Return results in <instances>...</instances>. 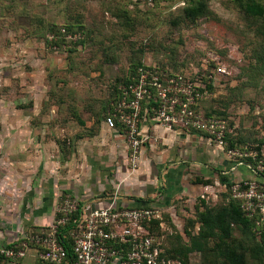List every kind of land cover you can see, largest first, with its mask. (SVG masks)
Wrapping results in <instances>:
<instances>
[{"label": "rangeland", "instance_id": "374dc122", "mask_svg": "<svg viewBox=\"0 0 264 264\" xmlns=\"http://www.w3.org/2000/svg\"><path fill=\"white\" fill-rule=\"evenodd\" d=\"M201 1L205 13L191 20L177 2L0 0V179L6 174L1 163L21 159L30 176L74 180L90 172L87 158L96 140L112 141L103 122L119 103L115 88L136 63L210 85L195 114L208 119L226 111V132L244 143L236 152L257 155L263 164L264 145L256 148L264 142V21L245 12V0ZM257 2L264 7V0ZM65 27L71 33L64 34ZM101 152L108 162L116 160L107 146ZM61 196L58 206L67 197ZM218 196L204 206L198 198L192 205L180 202L172 211L176 223L164 213L162 229L151 233L148 223L143 226L159 250L175 246L179 236L186 243L184 230L197 210L229 202L227 192ZM260 230L253 231L257 241ZM227 241L239 251L252 245L236 228ZM245 262L260 264L250 252ZM188 263L218 264L210 252L194 253Z\"/></svg>", "mask_w": 264, "mask_h": 264}, {"label": "crops", "instance_id": "0c3cea01", "mask_svg": "<svg viewBox=\"0 0 264 264\" xmlns=\"http://www.w3.org/2000/svg\"><path fill=\"white\" fill-rule=\"evenodd\" d=\"M103 126L112 141L96 140V150L87 158L91 171L78 179H50L40 173L25 175L22 159L1 163L6 174L0 179V245L17 239L19 233L51 225L63 194L79 205L90 203L96 208L108 206L113 199L123 208H156L160 212L159 222L168 213L176 223L172 211L180 202L192 205L197 198L218 201V193L226 192L225 185L219 181L220 175L231 182L252 177L245 167L231 171L232 163L224 152L210 144L202 133L161 127L148 101L142 104L139 127V135L146 141L140 148L135 170L129 169L123 127L117 124L109 129L104 122ZM105 146L115 154L116 160L108 162L106 155H101ZM12 151L13 148L7 151L10 158ZM164 225L161 222L159 229ZM35 260L36 253L30 250L22 264H34Z\"/></svg>", "mask_w": 264, "mask_h": 264}, {"label": "built area", "instance_id": "2783aa9c", "mask_svg": "<svg viewBox=\"0 0 264 264\" xmlns=\"http://www.w3.org/2000/svg\"><path fill=\"white\" fill-rule=\"evenodd\" d=\"M134 1L141 7H153L160 0ZM180 5L183 7L185 0ZM138 74L136 83L120 88L119 103L104 120L109 129L117 124L123 127L132 151L133 167L136 168L140 148L146 141L140 137L139 127L141 103L148 101L156 104L152 112L161 127L166 130L178 127L187 132L202 133L210 144L224 152L232 163L231 171L245 167L250 172L251 178L233 183L231 193L233 198L242 200L241 208L245 215L255 218L256 228L264 229V166L262 162H256L257 155L241 156L227 147L225 120L212 117L201 119L195 114L194 107L203 97L206 87L197 83L196 79L159 73L157 70L140 68ZM247 158L252 161H246ZM78 213L79 217L73 219L77 226V232L73 235L74 264H165L164 260H158L156 239L143 226L160 219L158 209L123 208L117 205L115 199L104 208H96L90 203L79 205L70 196L62 200L56 209L54 221L47 228L19 233L17 239L0 245V264H22L30 250L36 253L34 264H69L58 231ZM260 234L261 231L258 236Z\"/></svg>", "mask_w": 264, "mask_h": 264}, {"label": "trees", "instance_id": "16d2710c", "mask_svg": "<svg viewBox=\"0 0 264 264\" xmlns=\"http://www.w3.org/2000/svg\"><path fill=\"white\" fill-rule=\"evenodd\" d=\"M132 1L136 5L140 6L134 0ZM181 1L182 0H160L155 2L153 7L157 6L160 2L180 3ZM205 10L206 5L201 0H185V5L182 7V14L187 19L196 20V18L205 13ZM245 12L252 17L259 18L264 21V7L259 4L257 0H245ZM63 29H65L64 34L71 33V29L69 27H65ZM56 33V36L59 37L60 29H58ZM140 68L148 69L141 63L134 64L131 68H129L127 75L119 82L118 86L127 87L136 83L139 77L138 70ZM196 76H199L198 73H196ZM203 81L206 82V80ZM205 87L211 90L210 85L207 86L205 84ZM115 94L117 95V99H119L121 92L117 91V88H115ZM143 103L144 102H142V104ZM150 107L156 108V104L151 103ZM206 116L222 120L229 119L226 111L213 112L206 114ZM225 141L227 143V147L233 150H236L244 144L243 141L232 137L228 134V132H226ZM259 143L260 145L256 148L257 151H259V147L261 145H264L262 140L258 141V144ZM258 158H261V156ZM246 161L251 162L252 160L251 158H247ZM219 177V181L225 185L229 202L217 210L208 208L203 211L197 210L195 220L189 221V226L184 230L187 242L182 243L181 241L183 238L182 236H179L175 246L171 245L169 249L160 248L158 257L159 261L164 260L165 264H189L188 259L190 255L194 253L203 255L210 252L215 256V261H217L218 264H246L245 253L250 252L254 260L260 264H264V229L261 228L260 236L256 234L260 239L257 241L255 239L257 237L254 234L256 229L255 218H248L241 208L242 200L232 197L231 187L233 186V182H231L227 177L221 175ZM200 201L202 206H204L205 201L203 199ZM78 217L79 213L74 215L71 221L58 231V238L67 252L69 264L75 263V256L73 254V235L77 232V226L73 223V219H77ZM159 226L160 222L158 220H153L146 225V228L152 233L154 229H159ZM235 228L242 236L252 240V245L250 248H247V250L242 248V250L239 251L236 246H234L235 244L230 245L227 241L231 238V234ZM32 231L36 230L33 229ZM210 243H212V246H210ZM124 249L127 251V248L124 247Z\"/></svg>", "mask_w": 264, "mask_h": 264}]
</instances>
